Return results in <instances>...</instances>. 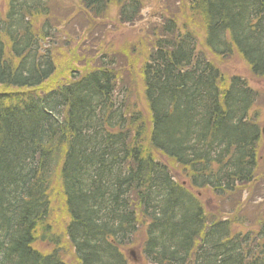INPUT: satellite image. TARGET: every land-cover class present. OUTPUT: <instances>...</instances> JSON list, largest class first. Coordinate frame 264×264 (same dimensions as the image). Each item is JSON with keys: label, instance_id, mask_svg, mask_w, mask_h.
I'll list each match as a JSON object with an SVG mask.
<instances>
[{"label": "trees", "instance_id": "obj_1", "mask_svg": "<svg viewBox=\"0 0 264 264\" xmlns=\"http://www.w3.org/2000/svg\"><path fill=\"white\" fill-rule=\"evenodd\" d=\"M151 1L0 0V264H131L135 246L147 264H264V218L251 229L239 206L208 214L199 195L229 205L264 170L260 92L218 65L237 56L264 81V0L159 11L141 68L145 115L114 60H83L74 23L93 31L113 12L133 26Z\"/></svg>", "mask_w": 264, "mask_h": 264}, {"label": "rangeland", "instance_id": "obj_2", "mask_svg": "<svg viewBox=\"0 0 264 264\" xmlns=\"http://www.w3.org/2000/svg\"><path fill=\"white\" fill-rule=\"evenodd\" d=\"M178 1L180 0H152L151 4H148L143 11L140 22H137L133 26L119 25L113 12L103 20L98 21V26L95 30H90L92 31L91 34H88L90 32L89 30L85 31V23H74L75 30H77L78 27L79 30L82 28V34L87 36L88 39L87 50L85 48L80 49L81 55L85 56L83 60L87 61V58H91L90 60L92 61L90 65L95 67H98V60L100 58L114 60V69L117 74L119 86L128 90L127 95L130 104L136 105L137 110L145 115L148 111L144 96V83L141 68L153 49V46L148 44V35L152 32L158 34L160 31L162 20L159 17V11H162L161 13H163L166 18L178 15V12L175 10L179 7ZM59 12L60 11L55 8L52 20L54 25L57 24L58 27L62 29L64 26H62V22L60 21ZM177 21L178 24H180L179 26L184 28L183 24L185 20L178 17ZM195 22L196 21H192L187 24L191 25L193 30H195V36L203 38V29L202 27H199L197 22ZM74 24L70 29L74 28ZM198 41V48L204 51L206 57L210 59L214 58L202 45V41L199 39ZM214 62L216 63L215 60ZM218 65L224 76L226 75L228 78H231L232 76L245 78L248 80L251 88L260 92L259 102L253 110V114L259 113L261 115V128H264V81H258L253 78L245 64H243L237 56H234L230 60L225 59L220 61ZM134 66L136 67L135 70ZM117 92L120 93V89H118ZM173 176L176 181L187 184V178H185L180 171L173 172ZM193 193L198 194L199 192L195 191ZM199 194L208 214L216 215L218 211L234 214V209L230 204L236 205V207L239 206L240 209L244 208L241 211L245 212L238 213L237 215L242 220H245L246 224L245 222L243 224L251 229L257 228V222L260 217L264 218V170H260L257 183L250 188L249 192H244L243 194L241 193L236 196L234 195L231 199L232 201L227 202L229 205H220L210 192H201ZM241 204H243V206L240 207ZM55 220L60 219L56 216ZM60 221L61 222L57 225L60 229L63 228L64 230V220L61 219ZM57 233L60 234L59 230ZM43 247L45 246L41 245L40 249ZM63 247V253H71L65 240ZM66 247L67 249H65ZM135 248L136 249L130 248L133 251V255L127 254L130 263L147 264L142 261L139 252L140 246H135ZM66 261L71 262V258L67 257Z\"/></svg>", "mask_w": 264, "mask_h": 264}, {"label": "water", "instance_id": "obj_3", "mask_svg": "<svg viewBox=\"0 0 264 264\" xmlns=\"http://www.w3.org/2000/svg\"><path fill=\"white\" fill-rule=\"evenodd\" d=\"M263 132H264V130H263Z\"/></svg>", "mask_w": 264, "mask_h": 264}]
</instances>
